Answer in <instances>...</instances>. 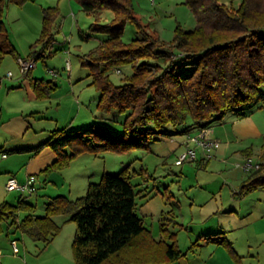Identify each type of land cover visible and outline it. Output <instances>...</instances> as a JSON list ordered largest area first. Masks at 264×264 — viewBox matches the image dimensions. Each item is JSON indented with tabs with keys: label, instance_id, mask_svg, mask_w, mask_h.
<instances>
[{
	"label": "trees",
	"instance_id": "obj_1",
	"mask_svg": "<svg viewBox=\"0 0 264 264\" xmlns=\"http://www.w3.org/2000/svg\"><path fill=\"white\" fill-rule=\"evenodd\" d=\"M29 1L0 0V64L6 56L20 59L2 19L4 9ZM78 2L94 19L89 34L79 32L78 36L83 41L97 39L95 48L82 61L89 70V85L100 93L96 109L101 115H123V133L113 138L95 125L70 132L56 129L48 141L34 149L39 153L50 147L56 155L44 173L66 168L81 153L126 152L142 143L146 147L151 141L170 137V131L194 134L222 122L228 112L242 119L248 112L264 109V0H240L236 7L222 0H184L195 27L185 30L178 23L170 43L160 40L134 14L133 0ZM106 10L113 18L102 23L101 12ZM58 16L57 7L42 9L41 32L28 55L30 59L37 61L47 51V57L54 55L50 49ZM128 23L135 27L136 36L125 42L122 36ZM183 64L193 68L185 77L179 74ZM124 66H130L132 74L116 85L109 73ZM30 86L37 100L49 98L57 88L53 80L44 79H31ZM259 159V168L250 170L239 195L264 188V148ZM136 196L127 170L116 175L105 173L98 183L88 184L80 198L50 199L42 217L35 216V206L24 200L0 203V233L6 226L7 232L18 230L47 246L61 230L53 217L63 215L75 224L71 245L74 264L179 261L186 254L177 247L175 235L161 222L162 237L170 242L163 238L156 241L136 214ZM199 239L225 247L235 260L240 258L231 243L218 234ZM195 246L197 242L189 249L191 253Z\"/></svg>",
	"mask_w": 264,
	"mask_h": 264
},
{
	"label": "rangeland",
	"instance_id": "obj_2",
	"mask_svg": "<svg viewBox=\"0 0 264 264\" xmlns=\"http://www.w3.org/2000/svg\"><path fill=\"white\" fill-rule=\"evenodd\" d=\"M183 1L154 0L151 3L150 0H133V10L148 30L155 32L160 40L170 43L178 23L185 30L195 27V19ZM239 1L222 0L235 7ZM69 4L74 8L73 12ZM47 7H57L59 10L55 21L59 27L54 34L55 53L47 57L46 52L43 58L38 59L32 76L53 80L58 89L49 100L32 101V111L28 109L24 112L25 122L35 132L56 129L70 132L95 125L113 138L119 137L123 133L121 122L124 116L115 113L99 116L101 114L96 109L99 92L89 85V70L82 65L83 56L94 49L97 42L90 39L83 41L78 36L79 31L89 34V26L93 22L91 17L80 10L78 0H30L21 7L9 4L4 9L2 19L12 44L21 59H30L28 55L41 32L42 9ZM112 17L111 11H104V22ZM135 36V27L126 24L123 40L128 42ZM67 60L70 62V71L65 70ZM192 70L191 66L183 64L179 74L185 77ZM9 72L13 80L22 75L16 59L6 56L0 64V81L3 83L0 106H3L5 113L0 124L17 116L15 110L19 108L18 105H26L23 102L26 99L25 93H12L11 85L5 82L10 80L7 77ZM109 74L111 81L118 85L125 75L132 74V69L124 66L118 72L114 70ZM27 90L31 95L30 90ZM256 111L248 112L246 117H253ZM30 112H40L43 117L33 118L29 116ZM232 119V114L228 112L222 123ZM175 140L181 141L177 138ZM172 145L169 140L162 139L151 141L146 147L142 143L126 152H103L97 155L81 153L62 171L38 176L34 180L37 190L33 194L17 191L8 193L6 189L3 190L0 182V202L4 200L15 203L22 195L28 202L37 205V215H43V203L48 198H80L85 195L88 184L98 183L103 174L116 175L127 170L137 192L138 217L156 241L163 238L161 222L166 223L168 232L175 235L177 247L186 254L173 264H257L258 254L264 258V188L246 197L239 195L245 173L242 168H236L233 161L225 164L212 161L207 168L194 161L175 166L176 156L172 153ZM49 151L43 149L36 156L32 153L29 155L43 159ZM65 151L70 153L69 149ZM24 170L23 167L15 173L18 180L24 177ZM45 177L48 180L46 185L43 182ZM67 218L63 215L55 216L54 220L61 230L47 246L42 242H33L18 230L13 233V229H10L8 232L11 234L7 235L4 226L0 233V264H74L71 245L75 224L68 222ZM210 234L225 237L240 258L235 260L225 247L199 239ZM11 238L17 242L18 254L12 252ZM163 239L170 242V239ZM195 242L198 243L194 247L196 252L191 253L189 249Z\"/></svg>",
	"mask_w": 264,
	"mask_h": 264
},
{
	"label": "crops",
	"instance_id": "obj_3",
	"mask_svg": "<svg viewBox=\"0 0 264 264\" xmlns=\"http://www.w3.org/2000/svg\"><path fill=\"white\" fill-rule=\"evenodd\" d=\"M69 6H70V11L73 12L74 8L72 7V5L69 4ZM80 10L82 11L81 7H80ZM103 14H104V11L101 12V16H100L101 22H104ZM88 16L91 17L90 15H88ZM92 20L94 22L93 18H92ZM106 22H108V21H106ZM106 22H104V23H106ZM57 28H59V27L55 22L54 26H53V42H52V47L50 49L51 52H53V49H54V45H55L54 34L57 32ZM96 37H99V36H96ZM90 40H95L97 42L96 38H91ZM32 47L35 48L36 47L35 44ZM16 61H18V60H16ZM35 68H36V65H35ZM34 69H32L30 71L28 76H22L21 75L20 77H18L17 79H14V80H13V77L11 76V77H8V78H10V80L5 81V82H9V85H11L10 90L13 91L12 93H17V92H24L25 93L26 99L23 102H25L26 105L25 106L18 105L17 107H19V108H17V110H15V112H17V116L13 119H10V120L8 119L4 122H1V124H0V182L2 184V188L4 191H5L4 185L10 176H13L18 181L19 184H23L28 177H34V179L36 180L38 176L47 174V172L44 173L43 171L45 169H47L56 159V155L50 147L43 148V149L50 150L49 151L50 153H47V155H46L47 157L45 156L46 158L44 157L43 159H37V158L29 155L30 153L34 154L33 156H36L37 154H39L43 149L39 153H35L34 149L37 148L38 146H40L41 144L45 143L46 141H48L49 138L51 137L52 132H53V131H50V132L46 131L45 132L44 130L41 132H35L34 130L31 129V127H29L27 125V123L24 120V112L28 111V109L29 110L33 109V105L31 102L37 100L34 96L33 91L31 90L30 80L31 79H44V78H35L34 76H32L33 75L32 71ZM117 72H118V70H117ZM54 76H56V75H54ZM2 86H3V83H1V81H0V90H1ZM27 89L30 90L31 95H29ZM57 89H58V85H57L56 90ZM56 90L53 93H55ZM53 93L50 95L49 98L44 99V100H49L52 97ZM99 97H100V93H99L98 98L96 99V102L99 99ZM39 101H43V100H39ZM30 111H32V110H30ZM94 112H97V111H94ZM3 114H5L3 106H0V119H2ZM254 114H256V115H254ZM254 114H253V117H251V118L250 117H244L242 119L233 118L232 121L227 122V123L220 122V123H214V124L210 125L209 136L218 142V146H217V148H215L211 151V153H210L211 157L210 158H205L202 151L198 149L197 150V159L194 160V162H197V164H199L203 168H207L212 161L213 162H220V163H224V164L229 163L230 161H233L235 163L236 168H238V169L242 168L243 169V172L245 173V179H246L247 176L249 175L250 171H246L242 167V164L246 161L247 158H252V160L254 162H260L259 158H260L262 149L264 148V109H260V110L256 111ZM41 115H42V113H40V112H30L29 113V116H31L33 118L43 117ZM99 116L101 117V116H105V115H99ZM169 133H170V137H163L159 140H156L155 142L161 141L162 139L169 140L173 144L172 145V153H173V155L177 156L187 146L186 139H187L188 135H179V134H176L172 131H170ZM176 138L178 140H181V141L175 140ZM11 155H22V156L15 157V156H11ZM25 155H26V157H23ZM191 162H193V161H191ZM175 166H177V165H175ZM23 167L25 169L24 170V177L25 178L22 177L20 180H18L15 176V173H17L19 171V169H21ZM62 170H54V171H49V172H59ZM244 180H242V182ZM43 182H44V185H46V183L48 182L46 177L43 179ZM259 189H262V188H259ZM6 192H8V191H6ZM12 192H14V191H12ZM12 192H8V193H12ZM17 192L20 193L22 191H17ZM234 193L237 194V191L235 190ZM250 193H248V194H250ZM66 198H68V197H66ZM50 199H52V198L51 197L48 198L43 203V207H42L43 208V215H37L36 211H35V213H34L35 216H37V217L44 216L45 206L48 204ZM68 199H70V198H68ZM19 200H24L28 204L35 206V210H37V208H36L37 205L34 203H31V202H28L26 200V198L23 197L22 195H20L16 199L15 203L7 202L4 200L1 201L0 203L7 202L9 204H16ZM70 200H72V199H70ZM73 200H75V199H73ZM54 218L55 217H53V221L55 222ZM68 218H67V220H68ZM8 234L10 235L11 233L8 232ZM55 238H53V240ZM11 239L13 240V238H11ZM226 241H228V240H226ZM211 258H213V257H211ZM263 261H264V258L262 257V255L258 254L257 258H256V262H258L257 264H264Z\"/></svg>",
	"mask_w": 264,
	"mask_h": 264
},
{
	"label": "built area",
	"instance_id": "obj_4",
	"mask_svg": "<svg viewBox=\"0 0 264 264\" xmlns=\"http://www.w3.org/2000/svg\"><path fill=\"white\" fill-rule=\"evenodd\" d=\"M151 3L154 0H150ZM18 66L20 69V73L24 76L29 71L35 68L36 62L33 59H18ZM65 70L70 71V62L67 60L65 62ZM52 75H55L53 71L50 72ZM11 73L7 74V77H11ZM187 146L184 150H182L177 156L174 161V164L177 166H181L186 162H191L197 159V150H201L205 158H210L211 151L218 146V142L209 136V128H203L197 131L194 134L188 135L187 139ZM5 157V156H4ZM241 166V165H240ZM242 167L246 171L254 170L259 168V162H254L252 158H247L246 161L242 164ZM34 177H28L23 184H19L18 181L13 177L10 176L6 183L5 189L8 192L12 191H22L28 194H33L36 192V187L34 186ZM10 245L12 248L13 254H18L19 249L16 240H11ZM1 254V253H0Z\"/></svg>",
	"mask_w": 264,
	"mask_h": 264
}]
</instances>
